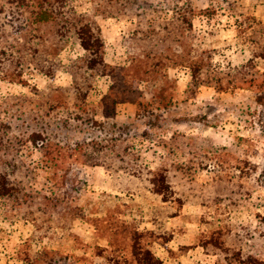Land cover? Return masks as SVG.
<instances>
[{"label":"rangeland","instance_id":"1","mask_svg":"<svg viewBox=\"0 0 264 264\" xmlns=\"http://www.w3.org/2000/svg\"><path fill=\"white\" fill-rule=\"evenodd\" d=\"M138 3L150 19H172L179 10L186 15L193 29L181 36V50L208 61L204 71L221 76V86L203 84L194 93L190 68L178 65L165 69L173 91L167 107L138 104L144 83L123 87L120 78L97 76L88 92L91 102L111 86L102 106L86 97L87 106L79 102L85 110L68 103L51 109L52 96L68 94L49 86L70 85L64 67L84 55L76 37L64 41L59 59L65 66L46 87L44 74L2 63L4 170L13 187L57 192L66 204L51 226L40 229L11 199L0 198V264H44L58 257L67 264H136L134 245L151 249L159 264H239L233 254L238 250L264 259V75L262 84L253 85L232 78L241 65L264 71V0ZM71 6L89 12L92 1L71 0ZM117 16L97 21L106 58L118 68L129 64L131 34L143 26L131 23L135 12ZM93 112L102 125L92 123ZM31 133L43 141L32 145L26 139ZM77 140L82 146L74 151ZM82 153L100 164H85L87 157L72 164ZM55 155L60 160L52 162ZM67 166L71 171L63 173ZM161 171L171 185L158 194L148 180ZM203 241L210 244L201 246Z\"/></svg>","mask_w":264,"mask_h":264},{"label":"trees","instance_id":"2","mask_svg":"<svg viewBox=\"0 0 264 264\" xmlns=\"http://www.w3.org/2000/svg\"><path fill=\"white\" fill-rule=\"evenodd\" d=\"M91 1V11L78 13L71 6V0H0V18L4 20L0 21V66L5 63L8 64V68L20 67V70L22 68L21 71L26 66L52 78L59 66H65L59 59L64 41L67 42L72 37H76L84 51L83 56L72 60L67 67H64L72 75V83L64 87L49 86V88H54V91L61 89L68 94L64 98L52 96L51 100L54 104H50L51 109L67 103V106L70 104L73 107H79V102H82L87 106L86 97L93 87L95 78L98 75L105 74L112 75L116 80L120 78L123 81V87L134 88L135 83H144L145 91L144 94L141 92L138 104L140 106L147 105V107L155 102H158L161 106H169L173 91L169 92L168 89L169 78L165 70L168 67L188 66L191 70L194 93L203 84L210 85L215 82V87L221 86V76L204 71L206 68H210L208 61L196 59L194 55L187 57L183 54L181 50L183 37L181 36L186 31H192L193 24L180 10L177 13L174 10L176 15L172 19L157 20L144 17V13L138 11L141 7L138 0ZM127 11L136 14L135 19H131V23L136 22L137 25L143 27L131 34L134 43L132 46L128 43L131 55L129 64L117 68L109 65L104 60L105 44L97 18L118 17L117 15L122 13L127 14ZM260 48L259 56L264 58V45ZM25 57L28 59L25 60ZM250 61L249 64H251ZM250 66L254 67V64ZM241 67L236 69L233 74L232 78L235 81H239L241 85L247 83L253 85L256 82L262 84L260 78L263 77L264 71L252 72L251 69L245 70L243 68L246 67L245 65H241ZM204 72L205 74H203ZM81 74H84L83 78H80ZM215 78L216 80H214ZM121 84V82H118V85ZM145 96L150 97V100L142 98ZM262 100L263 94L258 98L259 102ZM79 108L85 110L82 107ZM93 115L94 112L91 118L92 123L102 125L101 121L98 122ZM11 127V125L8 127L9 130H11ZM26 139L34 146H37L39 141H43L42 136L38 133H31ZM7 141L11 146L12 139ZM0 146H6L1 138ZM56 146L58 147V144ZM81 146V141L77 140L70 148L77 151ZM5 155L0 156V198L11 199L12 204L18 208L21 207L25 211V215L31 218L37 228L43 229V225L47 222L51 223L62 205L66 204L65 197L58 196L57 192L52 195L41 194V190L34 187L24 189L13 187L8 177L9 173L4 170L7 162L2 157ZM82 157H87L84 161L87 165L100 164L93 160L90 161L86 153H82L72 164L77 165L79 163L77 160ZM51 160L57 162L60 160V156H52ZM69 171H71L70 166H67L64 168L63 173ZM62 183L63 181L60 183L61 186ZM148 183L153 191L158 194H163L164 190L169 189L171 185L166 174L162 171L155 172ZM60 188L58 189L60 190ZM44 232H48L47 229H44ZM208 244L210 243L202 242V246L206 247ZM221 244H218L219 248H222ZM224 250L228 251V248L224 247ZM233 254L239 264H264V259L253 254L244 255L241 250ZM133 255L136 264H159L161 262L147 247L134 245ZM56 259L51 258L44 264H67L59 261L62 259L61 257ZM225 263L233 264L230 261Z\"/></svg>","mask_w":264,"mask_h":264},{"label":"crops","instance_id":"3","mask_svg":"<svg viewBox=\"0 0 264 264\" xmlns=\"http://www.w3.org/2000/svg\"><path fill=\"white\" fill-rule=\"evenodd\" d=\"M254 15H256V14H258V12L257 11H255L254 13H253ZM242 16V15H241ZM261 17H263V20H264V13H263V15L261 16ZM104 44H105V49H104V60L109 64V65H111V66H115V65H113L112 63H114V62H111V61H109L107 58H106V43H105V38H104ZM70 75V74H69ZM42 76H44L46 79H47V81H46V83L43 85V86H47V85H49V84H51V83H54V81H53V79L54 78H50V77H48V76H45V75H42ZM71 76V75H70ZM98 76H107V77H109L111 80H112V75L110 76V74H105V75H98ZM113 81V80H112ZM66 85V84H65ZM65 85H63V86H65ZM42 86V87H43ZM111 89V86L110 85H108V87H107V89L103 92V93H101V95H100V97H99V100L98 101H93L94 103L96 102L97 103V105H99V106H102V105H100V104H98L99 102H101V100L103 99V97H104V95L109 91ZM94 90H90V92H89V94L91 93V92H93ZM89 94H88V96H87V98H88V101H89V104H94L93 102H91V100L89 99ZM102 115H105L104 114V111H102ZM202 246V245H201Z\"/></svg>","mask_w":264,"mask_h":264}]
</instances>
